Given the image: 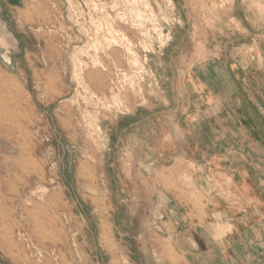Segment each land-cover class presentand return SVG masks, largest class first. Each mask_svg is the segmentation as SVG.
Returning <instances> with one entry per match:
<instances>
[{
  "label": "rangeland",
  "instance_id": "rangeland-1",
  "mask_svg": "<svg viewBox=\"0 0 264 264\" xmlns=\"http://www.w3.org/2000/svg\"><path fill=\"white\" fill-rule=\"evenodd\" d=\"M209 63L264 117V0H0V264H193Z\"/></svg>",
  "mask_w": 264,
  "mask_h": 264
},
{
  "label": "crops",
  "instance_id": "crops-1",
  "mask_svg": "<svg viewBox=\"0 0 264 264\" xmlns=\"http://www.w3.org/2000/svg\"><path fill=\"white\" fill-rule=\"evenodd\" d=\"M217 67L200 65L187 78L197 97L194 102L200 104L189 134L201 145H195L196 150L203 152V147L206 155L191 150L199 157L191 176L197 189L195 195L179 199L177 210L185 223L177 221L174 211L171 217L176 229L183 227L188 233L180 237L184 234L190 243L193 264H264V143L258 136L264 117L255 105L260 99H247L245 88L237 99L229 98V90L227 99L219 95L220 88L232 84L224 71L219 76ZM232 102L244 109L253 106V112L237 111ZM240 120L250 122V127L234 122ZM199 204L201 208L195 207Z\"/></svg>",
  "mask_w": 264,
  "mask_h": 264
}]
</instances>
